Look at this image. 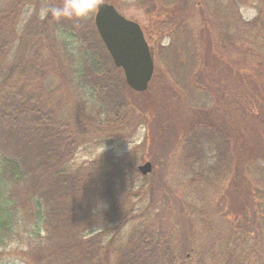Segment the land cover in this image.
I'll list each match as a JSON object with an SVG mask.
<instances>
[{"label": "trees", "instance_id": "obj_1", "mask_svg": "<svg viewBox=\"0 0 264 264\" xmlns=\"http://www.w3.org/2000/svg\"><path fill=\"white\" fill-rule=\"evenodd\" d=\"M32 1L0 0V247L24 244L26 264H255L251 248L239 249L249 241L245 227L243 233L236 226L215 233L217 205L203 209L186 200L170 187L168 171L142 176L135 150L76 162L83 147H110L133 136L141 117L134 100L141 93L126 85L93 16L57 20L50 11L62 4L56 0L46 15L24 21ZM150 1L153 10L154 4L162 9L155 22L161 39H168L158 49L157 73L189 112L178 120L172 144L187 170L183 175L191 177L186 182L212 197L219 195L218 184L242 174L264 186V174L258 177L246 160L239 171L246 137L220 123L215 92L201 85L223 63L241 82L239 92L246 78L264 98V0ZM246 5L257 10L252 20L241 14ZM151 104L149 98L142 103L154 116ZM254 146L264 149L262 140ZM259 157H250L253 167ZM138 192L148 196V209H135ZM170 196V206L156 212ZM190 207L201 218L193 219ZM242 215L238 210L235 217ZM196 223L207 230L199 246V232L190 227Z\"/></svg>", "mask_w": 264, "mask_h": 264}, {"label": "rangeland", "instance_id": "obj_2", "mask_svg": "<svg viewBox=\"0 0 264 264\" xmlns=\"http://www.w3.org/2000/svg\"><path fill=\"white\" fill-rule=\"evenodd\" d=\"M98 2H107L115 5L123 16L140 24L152 50L156 72L148 90L144 92L150 94L151 97L142 96L144 93H141L134 100L136 105L140 107L138 113L141 117L137 121L138 128L133 136L128 138V134H125L123 137H119V139L116 140L114 146L110 147L95 148L93 150L90 148L86 152L83 147L77 155L76 162L82 163L86 160L93 159L106 160L113 156L125 155L135 150L134 153H138L141 157L137 167L143 165L145 162H151L153 171L148 175L149 178L154 177L153 172H157L159 168L160 171H168L165 177L169 179V183L171 184L170 187H174L175 190H182L181 192L186 200L191 201L198 207H203V209L213 207L215 210V205H217L219 213L217 215L218 227L217 231H214L215 233L231 232V229L235 226L237 230L243 233L245 227L246 232H249V241L244 242L239 249L249 251V248H251L253 250L252 254L255 264H264V186L260 183L255 185L248 176L246 180H244L242 174L245 160L246 163L249 164V167H252L255 174H258V177H262V174H264V149L260 153L255 151L254 146V142L259 140H262L264 143L263 96L253 92L255 89L254 86L246 85V78H242V83H245L244 88H246V90L239 92V83L241 82H239L235 72L227 71L223 63L215 67L216 71L214 75L207 76L205 80L201 82L202 87H209L215 92L213 110H215L214 113L218 116L220 123L229 130L232 129L234 132L237 131L238 136L243 135L246 137V158L240 163L239 171L242 175H239V180L238 176H236L225 184H218L222 186V188H218L220 190L218 196V193H215L216 196L213 195L212 197L211 192L203 186L200 187L191 183L189 185L187 182H189L191 177L188 176L189 178H187L183 175L187 170L180 162L182 157L177 155L175 149L176 144L172 146L174 140L177 138L175 131L179 128L178 120L189 115L188 108L185 107L183 103H180V100L178 101V99H180L179 95L169 94L170 92L166 90L163 81L157 73L156 59L158 49L161 44L164 45L168 43L167 38H165V40L161 39L160 31L157 28L159 21H161L159 18L162 17V9L158 4H154L153 10L150 0H97V3ZM54 3H56V0H33L31 5L25 9L23 20L26 21L34 14H41V16H44L45 14H42L43 10L54 6ZM250 6L251 5L243 6L241 14L244 18L252 20L255 18L257 10ZM155 18L158 19V23L155 22ZM71 45H73V43H71ZM74 47L77 49V45H74ZM251 65H255V63H251ZM245 66H247V61L245 62ZM248 74L251 75L249 72ZM255 80L256 82L259 81L256 77ZM238 92L242 95L240 105L238 103ZM164 96H167L165 99L166 104L162 103L164 101ZM148 98L152 102L151 105L154 106V112L157 111L154 116L148 113L149 110L147 108H149V105L145 107L142 105L143 101ZM253 103L256 104L254 112H258L259 117H255L252 114ZM170 106L172 107L170 108ZM163 107L166 113L163 115L162 112L160 117L158 113L160 112V108ZM172 108L173 110L175 108H180L179 111L176 112L178 113L177 115L175 111H172ZM156 117H160V120L155 123ZM234 134L237 135L236 132ZM116 136L118 137L120 134ZM170 143L171 146L168 147ZM252 155L261 156L259 157L261 158V162L258 168L253 167V160H250ZM222 162L223 159H221V163ZM239 181L240 183L241 181L243 182L242 187H244L240 191V194H238L239 189L237 188ZM254 191L257 192V195L254 194ZM137 195V199L134 200L135 209H148L150 205L148 196L142 193L140 194L139 192ZM170 200L171 196L163 199L158 207H156V212L161 211L163 207L167 208L170 206ZM238 204L242 206V209ZM197 210L199 209L190 207L193 219L196 220L201 218L200 214V216H197ZM238 210H242L243 213L240 219H236L235 217ZM228 212H231L230 215L223 216ZM190 227L194 228V232H199L200 238L196 240V244L198 246L199 244H204V235L207 230L198 225V223H196L195 227L193 225ZM189 228L186 229V232H193V229L189 230ZM222 244L223 243L219 245L222 246ZM23 245L24 244L21 245L18 243L0 247V264H26L23 260ZM195 249L197 251L196 247ZM191 254L195 255V251ZM27 256L28 255H25L26 259Z\"/></svg>", "mask_w": 264, "mask_h": 264}, {"label": "water", "instance_id": "obj_3", "mask_svg": "<svg viewBox=\"0 0 264 264\" xmlns=\"http://www.w3.org/2000/svg\"><path fill=\"white\" fill-rule=\"evenodd\" d=\"M95 25L114 65L123 71L126 84L136 92H146L156 67L140 24L127 19L113 4L99 2ZM139 171L143 175L151 173L152 164L145 163Z\"/></svg>", "mask_w": 264, "mask_h": 264}, {"label": "clouds", "instance_id": "obj_4", "mask_svg": "<svg viewBox=\"0 0 264 264\" xmlns=\"http://www.w3.org/2000/svg\"><path fill=\"white\" fill-rule=\"evenodd\" d=\"M97 9V0H62V4L50 9L52 16L57 20L66 19H88L94 15ZM49 10L44 9L42 14Z\"/></svg>", "mask_w": 264, "mask_h": 264}]
</instances>
